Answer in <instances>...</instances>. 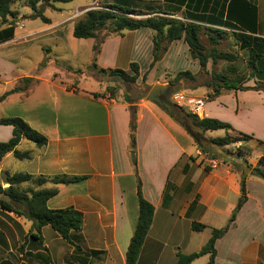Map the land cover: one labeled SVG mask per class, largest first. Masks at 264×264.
Wrapping results in <instances>:
<instances>
[{"label":"crops","instance_id":"crops-1","mask_svg":"<svg viewBox=\"0 0 264 264\" xmlns=\"http://www.w3.org/2000/svg\"><path fill=\"white\" fill-rule=\"evenodd\" d=\"M150 3L151 6L143 8L153 14L225 31L236 42L243 36L264 40V0H150ZM48 21L43 33L56 35L55 28L61 22L54 25L52 20ZM228 24L234 27H226ZM70 30L72 34L73 26ZM15 32L10 40L0 42V46L13 41ZM126 35H132L131 41ZM152 35L149 29L141 28L113 34L99 42L97 37L84 40L91 45L88 65L94 62L99 69L119 70L116 64L119 55L124 53L125 70L133 63L142 75L152 61ZM171 62L179 70H188L187 64L198 70V62L189 57L183 40L170 43L151 72H166L165 67ZM234 63L236 60L223 61L221 67L227 69L232 65L234 68ZM23 78H31L32 86L1 101L0 117L22 119L43 135L47 144L38 149L22 140L16 149L30 151L31 159L20 161L8 154L1 162L0 172L6 173L2 165L13 158L23 164L19 172H7L10 174L26 173L46 179L82 178L68 185L47 182L39 188L57 189V194L46 202L48 209H72L81 214L80 233L69 236L79 251L49 226L41 229L39 242L30 234L31 221L7 213L14 224L10 228L7 223L0 224V250L10 241L20 242L22 247L14 261L0 259V264H125L126 250L138 218V183L154 212L136 264H175L177 254L197 253L208 241L212 229L227 224L241 196L238 175L220 160L206 163L180 123L156 104L147 100L128 104L104 94L105 89L73 87L55 75H40L37 68L19 72L12 79L0 73V96ZM153 78L152 86L158 83ZM245 82L244 87L255 85L254 81ZM190 92H198L192 98L202 99L200 96L208 91L198 87ZM226 96L229 101L224 100ZM133 118L134 148L130 129ZM200 118L229 124L235 133L251 136L252 142L264 141V92H225L204 102ZM213 132H206V137L215 138L210 135ZM11 136L10 126H0V143L7 142ZM248 147L251 149L249 163L254 167L263 147L257 144ZM245 191V203L225 235L215 243L216 264H264V181L249 173ZM192 223L206 228L195 232L191 229ZM9 230L12 238L6 235ZM91 252L99 254L92 256ZM207 259L202 256L190 264H206Z\"/></svg>","mask_w":264,"mask_h":264},{"label":"trees","instance_id":"trees-1","mask_svg":"<svg viewBox=\"0 0 264 264\" xmlns=\"http://www.w3.org/2000/svg\"><path fill=\"white\" fill-rule=\"evenodd\" d=\"M41 0H0V24H10L9 17L12 19L17 15L13 12L11 5L15 2H21L25 4L32 11L30 19H39L41 22L48 24L49 21L40 12L37 11V5ZM72 0H42L45 6L52 7L55 3H69ZM120 1L123 4V0ZM134 13V9H129L125 5H117L110 3L104 7L89 9L83 17L78 20L72 30V36L75 39L88 40L97 37V34L111 26L110 34L119 35L125 31H136L141 28L149 29L152 32V61L146 73L151 71L154 66L162 59L166 53L168 46L173 41L183 40L187 45L191 59L197 60L200 68L204 69L207 62V57L204 54L205 48L200 41L201 26L195 23H184L180 20L168 17H147L143 19H134L130 17ZM155 13V12H154ZM226 27H234L228 24ZM249 30H253L247 26ZM13 29V28H12ZM12 29H6L0 34V42L10 40L12 35ZM216 35H222L224 32L218 30H209ZM240 50H246L249 55L248 66L252 71H258L263 73L264 61L263 55L260 53L264 48V40L258 38L240 37ZM259 52V53H258ZM212 61H226L233 62L236 56L230 53H214L209 57ZM262 68L259 70V66ZM91 71H98L99 73H106L115 75L122 78L124 81L134 84L139 77L138 66L136 64L129 65V71L122 70H103L97 68L94 62L90 65ZM81 73V72H80ZM183 75H190L188 72L179 73L175 81H178ZM143 80L146 79V74L143 75ZM216 81L208 84L211 88L212 94L208 96L209 101L221 95L223 92L229 91H261L262 88H248L242 87L245 80L235 79L232 81L227 78L218 76L215 78ZM33 80L31 78H23L6 93L0 96V102L3 101L7 96L18 93L26 92L32 86ZM96 96V95H95ZM126 103V102H125ZM132 104V103H128ZM192 118V122L200 128L201 135L197 136L193 133L191 126L187 125V122H179L180 125L185 129L187 134L192 138L196 148L203 155L209 156V150L213 148H223L235 143L248 142L253 140L251 136H247L238 133L239 137H232L227 132L235 133L234 129L226 123L219 122L214 119H201L196 116H187L188 119ZM191 122V123H192ZM190 123V124H191ZM0 126H10L12 128V136L7 142L0 143V165L3 158L11 154L15 159L23 161L30 160L32 153L30 151L19 152L17 146L22 140L34 144L38 149L43 148L47 144V139L32 129L25 121L17 117H0ZM134 118L131 121V144L134 148ZM222 130L226 134L221 138H206L204 134L206 132ZM258 145L263 147L262 156L258 159L256 165L253 167L247 162H244L243 167H232L231 169L239 177L240 185V199L232 212L227 224L220 229H212L211 235L204 246L197 252L190 255H176L175 264H190L195 259L207 256L206 264H216L215 262V243L218 239L223 237L232 225L238 211L246 201L245 181L247 175L250 173L253 176L259 177L264 181V141H256ZM212 160L216 158L209 156ZM82 178L79 177H67V176H55L53 178L46 179L41 176H31L26 173H1L0 172V208L8 213H13L18 217H22L32 222L31 236L42 241L41 229L45 226H49L62 240L73 245L69 240L70 234H79L82 226V216L78 212L72 209L66 210H50L46 206V202L57 194V189L45 190L24 187L25 184L34 183L38 188L42 187L45 183L50 182L52 185H68L80 181ZM5 184L8 187L2 188ZM137 202H138V218L134 228L133 235L129 241V245L125 254V264H136L137 257L141 250L143 241L147 235L149 227L152 222L154 208L147 202L141 193L140 183L137 184ZM206 228L202 224L192 223L191 229L195 232H201ZM74 246L75 251H79L78 246ZM98 252H91L92 256L98 255Z\"/></svg>","mask_w":264,"mask_h":264},{"label":"rangeland","instance_id":"rangeland-1","mask_svg":"<svg viewBox=\"0 0 264 264\" xmlns=\"http://www.w3.org/2000/svg\"><path fill=\"white\" fill-rule=\"evenodd\" d=\"M123 1L125 4L114 0H72L69 3H55L52 5V7H47L41 0L37 5V11L40 12L45 18L52 20L54 25H56L58 22H61L60 24L58 23L59 26L57 25L58 27L55 28L57 29V31H55L56 35L52 36H48V33H43V29H45L44 27H46L47 24L41 23L39 19H30L33 13L28 7L25 6V4L21 2L13 3L11 5V9L13 12H16L17 15L13 19L11 17L8 18V20L11 22L9 25L0 24V30L13 28L12 35L13 32H15V29L20 30H16L13 41L0 46V73L3 74L4 77H9L12 79L15 78L19 72H30L31 70L37 68L40 75H55L63 82L71 83V85H74L73 87L77 86L78 88L84 90L92 89L97 91L99 89H105L104 94L126 103L146 102V96L151 89L152 83H154L153 76H155V81L158 82L156 85H159V83L172 85L175 91L182 92L188 97H194V95H198V92L192 93L190 91L198 87L206 88L208 91L206 95L200 96V98L205 101H208V96L212 94L211 88L208 87V84L215 82V78H218V76L225 77L229 81L235 80L237 78L242 80L247 79L251 82L254 81L255 85H252V87L248 88L264 87V69L263 73L261 74L258 71H252L249 68L248 52L246 50L238 49L239 41L236 42L234 37L225 31L218 30L224 32V34L216 35L213 32L208 31V29H215L205 28L202 26L200 41L205 48L204 54L208 58L204 69L200 68L198 65V70L194 71L195 69L193 66L187 64L186 67H188V70H179L181 68H179L175 62H171L170 66L167 65L165 67V69H168H166V72L158 71L153 73L151 72L154 70L153 68L148 73H146V71L142 75L139 74V77L134 84L128 83L122 78L109 74L108 72L99 73L98 71H91L89 69L90 65H88V62H90L91 59V45L86 43L84 40H79L78 43L73 42L75 39L72 37L70 30L71 27L83 17L87 10L101 8L115 2L117 5H125L129 9H134V13L130 15V17L134 19L158 16L153 14L152 11L143 8V6H151L150 0ZM48 28L51 29V27ZM110 32L111 26H108L99 32L96 42H99L100 39H103L104 37L113 35L110 34ZM125 38H128V41H131L132 35H126ZM126 40L127 39H125V41ZM261 50L262 51L260 53L264 56V48ZM219 52L230 53L236 56V63L233 65L234 68L231 67L232 65H228L227 69L223 68L221 67L223 61H212L211 58H209L211 54ZM37 63L40 64L39 67H37ZM116 67L119 70L126 71V56L124 53L119 55ZM258 68L259 70L262 69L260 66ZM185 72H188L190 75H183L178 81H175V78L179 73ZM128 73H131V71L128 70ZM144 74H146V79L143 80L142 78ZM245 84L246 82H244L242 87H244ZM224 93L225 92L222 94ZM224 100L229 101V97H224ZM132 110L133 109L131 108V111ZM182 111L186 117L191 116L186 111ZM201 119L204 118H200L199 120ZM192 121L193 120L191 117L190 119L187 118L186 124L191 126L195 135L200 136V128ZM205 134L204 136L206 137ZM225 134L222 130H218L211 133L210 135L215 138H221L224 137ZM227 134L235 138L239 137L238 133L231 132ZM252 141L253 140L235 143L223 148L217 147L210 149L209 156H214L216 159L212 160L208 155H203L204 159H206V163L212 161H217L219 163L220 160V162L230 165L233 168H244V162L250 164L249 160H251V149L248 146L257 144V142ZM23 148L24 146L19 149L22 150ZM22 164L23 163L10 158L8 161L3 163L2 170L4 172H19L20 169H22ZM7 187L8 186L5 184L2 185V188ZM24 187H30L35 190L39 189L35 182L29 183L28 185L25 184ZM7 213L8 212L3 211L0 208V224L3 223L6 225L7 223L9 224L8 227L10 228V226H13L14 220L9 217ZM11 214L15 217V214ZM10 230L6 232L8 238L13 237V233ZM45 236L49 237L48 233L45 232ZM54 244L56 245V241ZM21 247L22 244L20 242L18 244H14L10 241L8 245H4L2 250H0V259L14 261L15 257L19 256V250H21Z\"/></svg>","mask_w":264,"mask_h":264},{"label":"water","instance_id":"water-1","mask_svg":"<svg viewBox=\"0 0 264 264\" xmlns=\"http://www.w3.org/2000/svg\"><path fill=\"white\" fill-rule=\"evenodd\" d=\"M175 92L172 85H154L146 96V100L156 104L165 111L175 122H186L187 117L177 106L173 105L170 97Z\"/></svg>","mask_w":264,"mask_h":264},{"label":"built area","instance_id":"built-area-1","mask_svg":"<svg viewBox=\"0 0 264 264\" xmlns=\"http://www.w3.org/2000/svg\"><path fill=\"white\" fill-rule=\"evenodd\" d=\"M170 100L173 105L186 111L188 114L200 118L203 115L204 101L202 99H195L188 97L182 92L175 91Z\"/></svg>","mask_w":264,"mask_h":264}]
</instances>
